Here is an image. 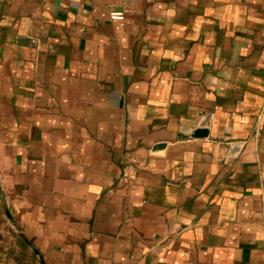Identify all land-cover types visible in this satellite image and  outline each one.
Returning <instances> with one entry per match:
<instances>
[{
    "label": "crops",
    "instance_id": "crops-1",
    "mask_svg": "<svg viewBox=\"0 0 264 264\" xmlns=\"http://www.w3.org/2000/svg\"><path fill=\"white\" fill-rule=\"evenodd\" d=\"M0 264H264V0H0Z\"/></svg>",
    "mask_w": 264,
    "mask_h": 264
},
{
    "label": "water",
    "instance_id": "water-1",
    "mask_svg": "<svg viewBox=\"0 0 264 264\" xmlns=\"http://www.w3.org/2000/svg\"><path fill=\"white\" fill-rule=\"evenodd\" d=\"M209 134V129L208 128H197L193 134V137H206ZM165 144H158L156 147H163ZM28 242V240H27ZM29 243V242H28ZM34 252L39 256L41 259V256L38 252V250L34 249Z\"/></svg>",
    "mask_w": 264,
    "mask_h": 264
},
{
    "label": "built area",
    "instance_id": "built-area-1",
    "mask_svg": "<svg viewBox=\"0 0 264 264\" xmlns=\"http://www.w3.org/2000/svg\"><path fill=\"white\" fill-rule=\"evenodd\" d=\"M110 17L114 20H124V13L121 11L111 12Z\"/></svg>",
    "mask_w": 264,
    "mask_h": 264
},
{
    "label": "trees",
    "instance_id": "trees-1",
    "mask_svg": "<svg viewBox=\"0 0 264 264\" xmlns=\"http://www.w3.org/2000/svg\"><path fill=\"white\" fill-rule=\"evenodd\" d=\"M21 243H22V245H23L25 248L28 249V245L26 244V242H25L23 239H21ZM32 254H33L34 257H36V255H35L33 252H32Z\"/></svg>",
    "mask_w": 264,
    "mask_h": 264
}]
</instances>
